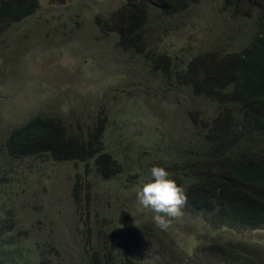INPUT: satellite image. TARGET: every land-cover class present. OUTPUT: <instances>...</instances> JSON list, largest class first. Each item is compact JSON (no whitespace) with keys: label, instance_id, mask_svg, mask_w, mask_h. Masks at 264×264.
Wrapping results in <instances>:
<instances>
[{"label":"trees","instance_id":"obj_1","mask_svg":"<svg viewBox=\"0 0 264 264\" xmlns=\"http://www.w3.org/2000/svg\"><path fill=\"white\" fill-rule=\"evenodd\" d=\"M200 2L123 0L110 18H96L103 35H113L118 48L131 50L142 59L148 73L159 79L158 90L172 93L183 89L188 97L192 108L186 112L187 124L177 131L184 139L173 141L177 145L169 155H159V149L147 151L151 144L141 140L140 144L129 129L117 140L121 147L115 144L122 152L111 148L101 133L107 116L96 115L93 122L74 128L63 117L37 113L5 134L0 165L70 161V200L76 217L88 228L101 214L88 198L98 182L120 181L130 189L140 181L142 169L146 182H152L150 169L155 166L164 168L169 178L183 187L185 207L212 226L234 232L264 230V0H213L215 9L235 18L230 23H239L236 19L244 16L240 22L251 26L252 36L237 52L224 53L218 47L199 51L179 68L170 56L156 49L152 37L166 36L181 23L187 27L202 19ZM37 8L38 0H0V45L10 36V28L32 16ZM198 97L210 103L212 111L201 114L193 110L192 100L197 102ZM164 144L156 145L160 148ZM1 174L3 185L6 177ZM27 195L19 209H6L0 202V264H80L85 258L86 264H132L133 255L131 260L116 256L117 243L111 232L105 239L99 232L92 238L91 256H75V261L62 258L51 237L50 242L40 241L45 231L49 236L59 225L42 210L44 227L35 228L33 221L38 219L33 211L37 207L29 208L33 193L18 197ZM211 246L219 253L221 264H264L263 245L236 248L219 241Z\"/></svg>","mask_w":264,"mask_h":264},{"label":"rangeland","instance_id":"obj_2","mask_svg":"<svg viewBox=\"0 0 264 264\" xmlns=\"http://www.w3.org/2000/svg\"><path fill=\"white\" fill-rule=\"evenodd\" d=\"M122 5L123 0H38L34 14L10 28V36L0 45V146L9 130L37 113L63 117L74 128L93 122L96 115L107 116L101 133L116 150L115 144L119 145L127 129L139 143L153 146L147 151L159 149V155H169L177 145L173 141L184 139L177 131L185 129L186 112L192 106L183 89L172 93L158 90L159 79L148 73L142 59L131 50L118 48L113 35L98 30L96 18H110ZM198 9L204 17L194 24L185 27L181 23L166 36L152 37L156 49L170 56L179 68L199 51L218 47L224 53L237 52L253 33L248 23L240 22L244 16L236 19L239 23H230L235 18L215 9L213 0H201ZM192 103L193 110L201 114L213 109L201 97ZM157 143L165 144L159 148ZM121 149L117 151L121 153ZM144 170L141 180L130 189L120 181L97 183L96 191L88 197L101 213L92 228L78 220L70 200V161L1 164L6 183H0V202L6 209H19L30 195L18 196L33 193L29 208L37 207L33 211L38 219L33 221L35 228L43 226L42 210L59 225L49 236L45 231L40 241L50 242L51 237L65 259L91 256L92 238L98 232L103 239L114 233L116 256L131 260L133 255L132 264H221L219 253L211 246L214 242L236 248L264 246V230L216 228L186 207L167 231L159 229L154 213L138 202L137 192L146 183ZM86 263L87 258L80 264Z\"/></svg>","mask_w":264,"mask_h":264},{"label":"clouds","instance_id":"obj_3","mask_svg":"<svg viewBox=\"0 0 264 264\" xmlns=\"http://www.w3.org/2000/svg\"><path fill=\"white\" fill-rule=\"evenodd\" d=\"M150 173L153 181L146 182L137 192L138 202L143 209L154 213L153 220L156 227L167 231L172 221L183 214L182 209L187 203V196L183 187L170 179V174L164 168L153 166ZM146 178L147 175L145 181Z\"/></svg>","mask_w":264,"mask_h":264}]
</instances>
